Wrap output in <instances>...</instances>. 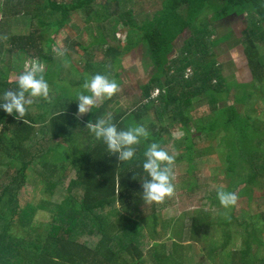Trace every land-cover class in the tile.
<instances>
[{
    "label": "trees",
    "instance_id": "obj_1",
    "mask_svg": "<svg viewBox=\"0 0 264 264\" xmlns=\"http://www.w3.org/2000/svg\"><path fill=\"white\" fill-rule=\"evenodd\" d=\"M132 3L0 0V95L16 87L26 64L31 68L36 63L45 64L41 71L50 90L57 91L55 102L33 99L22 118L0 110V264H186L182 244L172 238L162 242L157 226L160 211L173 206L177 194L194 192V182L172 181L173 195L150 206L149 213L122 215L141 202L140 164L151 142L169 153L166 144L171 143L176 151L174 162L185 161L188 174L197 169L198 158L223 147L218 158L231 173L224 188L236 191L238 199L246 197L248 210L250 203L264 197V0H157L159 8L139 23ZM208 10L212 11L209 17ZM229 16L242 17L246 27L245 58L253 76L249 86L228 78L223 61H216L213 52L222 39L216 22ZM9 18L21 22L24 32L16 35L5 27L1 21ZM119 24L128 28L126 39L110 44L108 32H116ZM251 27L257 33L249 31ZM61 30L68 33L62 52L54 38ZM185 31L190 35L174 55ZM213 33L219 38H213ZM136 48L142 49L146 76L129 84L139 90L138 97L123 109L115 108L111 118L118 127L143 124L149 136L137 146L135 159L120 162L86 127L103 118L117 93L81 115H77L76 93L84 91L81 85L88 72L105 74L120 87L123 81L114 67ZM8 54L11 64H2ZM95 54L101 58L95 60ZM65 63L78 64L84 73L78 71L80 77L67 84ZM253 92L260 97L259 103L255 104ZM241 106L244 111L239 110ZM195 108L206 109L194 116ZM176 125L181 133L178 138L170 130ZM215 141L220 145L214 147ZM68 166L75 175L65 185ZM35 175L39 195L47 196L23 201V185ZM209 187L203 199L226 216L212 223L205 220L209 213L200 210L188 233L194 236L200 227L221 230L217 240H208L206 230L197 236L205 240L208 260L222 252L223 264H264V237L260 236L264 210L238 222L232 211L236 205L222 209L215 196L219 187L213 183ZM259 204L264 206V201ZM39 211L49 214L50 220L37 224ZM233 223L243 231L236 232L242 247L231 251L227 246ZM170 224L163 223L166 232Z\"/></svg>",
    "mask_w": 264,
    "mask_h": 264
},
{
    "label": "rangeland",
    "instance_id": "obj_2",
    "mask_svg": "<svg viewBox=\"0 0 264 264\" xmlns=\"http://www.w3.org/2000/svg\"><path fill=\"white\" fill-rule=\"evenodd\" d=\"M157 0H133L132 3V9L134 12V16L136 20L139 21L142 20L146 15L152 14L155 10L159 8V3L156 4ZM208 16L209 17L212 14V11L208 10ZM234 19V20H232ZM5 27L8 26V28L14 33H23L24 32V26L21 22H18V20H12L9 18L8 20H2L1 21ZM70 24H74V21L70 19ZM70 26V25H69ZM68 26V27H69ZM216 29L217 34L222 37H217L218 35L215 33L213 38H219L218 44H216L213 47V52L216 55V61H223V72L225 75L228 76V78L233 77L235 81L238 83L248 84V86L253 81V76L251 74L250 68L248 66L247 60H246V48L247 44L244 42V25L242 17L235 18V16H229L226 17L224 20H220L217 24L216 22ZM72 28V27H71ZM118 30L108 32L107 41L110 42V44L119 45L121 42L125 41L126 39V31L128 32V28L123 27L119 24ZM257 28L251 27L249 31L252 33H257ZM67 31L61 30L60 33H58L55 38V42L57 45V48L59 51H64L66 49V44L68 43L67 40ZM133 36L136 38L138 37L135 32H132ZM114 35V36H113ZM190 33L185 31L183 34L181 41H179L178 49L174 52V55L178 53V50L183 45V40L188 38ZM227 36V40L224 39ZM88 41V40H86ZM139 48V47H138ZM261 52V47H260ZM263 52V51H262ZM214 55V56H215ZM144 57L142 53V49H134L130 53L124 56L123 60L117 64V66L114 67V70L120 74V78L123 81V84L120 85L119 90L117 91L116 96V103L112 102L109 105H107L105 113L103 115V118L111 117L113 116V110L117 107L125 108L129 104L132 103L134 96L136 98L138 97L139 90L134 88L131 85H135L136 80H139L141 78H144L146 76L144 71V68L142 66V58ZM101 58L100 54H95V60H99ZM2 64H11V56L4 55ZM33 65L39 66L41 69L45 66L44 63H36ZM68 66L66 68L67 72H64V75L61 73V75L66 79L68 76V79L66 81L69 84L72 80H77L80 76H78L80 73H84V69L80 68L78 64L74 63L71 66L69 64H66ZM32 66V65H31ZM29 64H26L24 71L28 70ZM111 73V72H110ZM113 73V72H112ZM186 74H188V71H186ZM12 75V74H11ZM85 79L92 76L90 72L85 74ZM14 78H12V81ZM131 84V85H129ZM70 85H68L69 87ZM78 87L74 89V91H77ZM252 91H258L257 88H252ZM57 91L50 90L49 96L47 97L48 101L55 102L54 100L55 93ZM255 92H253V100L256 103H259L261 101L260 97L256 95ZM54 100V101H53ZM106 99H102L97 101V104L103 102ZM234 104V103H233ZM250 108V107H249ZM206 108H195L194 116H199ZM240 111H244V107H239ZM178 125L175 126V128L170 129L173 137L178 138L181 133L177 129ZM90 133V132H89ZM214 147L220 145L217 141L213 142L212 144ZM67 146V145H65ZM167 147L170 149V154H174L176 151L172 149L171 143L166 144ZM218 150L213 151V153L210 156H206L204 158H198L196 160L197 169L192 172V174H188L187 168L188 164L183 162H174L172 167V175H173V182L174 183H181V182H189V184L194 182V185H196V189L194 192L187 193H179L177 194L176 202L173 206H169L167 208H164L159 213V221L157 229L161 233V241H167L168 239L172 238L173 240L180 242L183 246V260L186 264H197L200 261H203V264H223V257L222 252L218 254L214 258V260H208L206 257V250H205V240H202L201 238H197L202 234V230L208 236V240L211 238L214 240H217L221 237V230L219 228H197L195 235L192 236L188 233L187 227L190 226V223L193 218H196L200 214V210L203 211V213H209L208 218H205V220H212V223L217 222L219 219V216L223 217L222 215L226 216L225 213H220L219 208L210 207L207 204V200L203 199L204 196H208V194L211 191V188L209 187L210 183L216 184L218 187H226L228 182L229 172L225 169V162H221L218 157L223 155V147L217 148ZM66 150H69L66 148ZM175 155V154H174ZM75 155H71V157H74ZM223 158V156L221 157ZM248 172V171H247ZM246 173V172H244ZM31 174V173H30ZM75 171L71 167L68 166V172L66 173V181L65 185L68 184V182L74 178ZM214 177V178H213ZM194 178V181H192ZM38 177L35 175V178L33 180L27 181L22 188V195H23V201L27 200H36L40 196H47L45 193L42 195H39V188L34 184L37 182ZM208 184V187H202L205 184ZM236 193V191H235ZM264 201V197L261 199H258L256 202H252L249 204L250 209L248 210V200L246 197L239 198L236 202V208L233 211L234 216L238 220V222L242 220H248L251 212H257L260 210H264V206L259 204L260 202ZM259 202V203H258ZM210 204V203H209ZM153 204H144L143 200L141 199V202L138 204L136 209L130 210L129 212H122V215L125 217L126 215L128 217H135L136 214L141 211L143 214L149 213L150 206ZM148 211V212H147ZM221 214V215H220ZM50 220V215L44 212L39 211L36 215L35 222L38 223H46ZM172 221L171 226L169 227L168 232H166V229H163V223H169ZM175 223V225H174ZM260 223H264L263 220L260 221ZM214 229V233L212 232ZM233 229V235L231 239V243L227 246V250H237L242 247V240L239 238L240 236L236 234L242 233V229L238 227V223H233L232 225ZM263 231V230H262ZM174 233L173 235L171 233ZM212 234H211V233ZM170 233V234H169ZM211 235H210V234ZM191 236L192 238H188ZM261 237H264V232L260 234ZM183 238V239H181ZM201 239V240H200ZM178 250L177 252L179 253ZM261 254V251H260Z\"/></svg>",
    "mask_w": 264,
    "mask_h": 264
},
{
    "label": "clouds",
    "instance_id": "obj_3",
    "mask_svg": "<svg viewBox=\"0 0 264 264\" xmlns=\"http://www.w3.org/2000/svg\"><path fill=\"white\" fill-rule=\"evenodd\" d=\"M81 87L84 91L76 93L77 115L92 112L97 101L111 98L119 90V84L115 79L101 73L86 78ZM49 91V83L41 68L33 65L18 74L14 89L4 90L0 95V110L7 114L15 113L22 118L33 99L47 98ZM86 127L96 141L105 145L109 155L115 154L120 162L135 159L137 146L149 136V131L143 124L132 123L127 127H118L110 116L96 118L93 122L87 123ZM174 160L175 156L159 143L148 144L140 164L144 177L140 180L142 188L140 196L144 204L161 203L173 195L171 166ZM215 196L220 207L225 210L230 209L238 200L235 192L223 187L217 188Z\"/></svg>",
    "mask_w": 264,
    "mask_h": 264
}]
</instances>
